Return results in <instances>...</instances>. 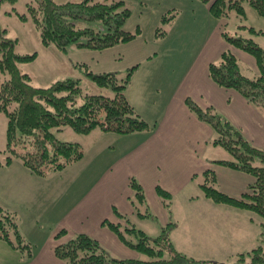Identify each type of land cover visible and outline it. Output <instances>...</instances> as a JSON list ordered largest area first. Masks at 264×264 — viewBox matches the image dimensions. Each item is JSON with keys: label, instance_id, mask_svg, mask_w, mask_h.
<instances>
[{"label": "trees", "instance_id": "16d2710c", "mask_svg": "<svg viewBox=\"0 0 264 264\" xmlns=\"http://www.w3.org/2000/svg\"><path fill=\"white\" fill-rule=\"evenodd\" d=\"M16 2L17 0H0V9L5 3L12 5V10L7 11L9 16L31 22L44 47L53 46L66 56L73 46L103 51L130 43L139 36V30L132 32L125 29L132 13L123 0H82L78 3L29 0L25 13L16 10ZM202 2L210 5V13L216 19L229 18L233 12L246 18L247 5L258 15L264 16V0ZM250 31L257 33L253 29ZM223 37L230 45L255 58L259 74L255 77L242 74L239 59L232 51L227 50L217 61L210 63L211 79L220 87L237 90L264 114V48L251 37L230 36L227 31L223 32ZM19 42V38L10 37L8 28L0 25V114L7 119L6 148L0 151V165L8 166L18 159L32 172L45 175L48 170L62 171L80 161L84 157V151L78 143L56 138L54 131L65 126L79 134H89L98 127L120 134L152 131L155 127L136 112L127 98V89L139 64L127 70L125 76H121L118 71L97 73L88 68L86 63L73 62L70 58L74 67L81 68L82 77L103 90L99 94L86 92L82 85L83 78L76 77L58 80L49 86H37L33 84V76L22 71L21 65L36 60L38 53H19ZM186 104L201 121L213 127L217 136L213 141L214 145L220 144L228 148L227 151L234 157L239 154L238 151L243 152V163L242 159H239V164L234 161L216 162L244 169L255 176L256 181L250 186L254 190L251 203L229 199L233 200L230 202H234V205L242 204L264 217V149L254 146L214 107L203 108L191 98L186 99ZM222 124L229 135L237 136V140H233L240 144V148L238 144L235 146L229 142V135H222L225 132ZM235 141L232 142L236 143ZM130 188L133 192L130 202L135 211L142 218H150L152 213L143 185L132 178ZM157 193L171 215L173 195L161 186L157 187ZM114 213L123 219L124 226L108 220L103 222V226L144 259L115 258L97 239L85 233L75 234L67 241L58 243L54 248L55 257L66 264H216L188 257L180 252L170 236L173 227L170 221L162 226L159 236L152 237L116 208ZM66 235L68 232L61 230L55 239L59 241ZM260 238L261 245L238 254L236 264H264L262 230ZM0 240L27 252V261L34 258L31 244H23L26 240L20 231L17 215L1 205Z\"/></svg>", "mask_w": 264, "mask_h": 264}, {"label": "crops", "instance_id": "0c3cea01", "mask_svg": "<svg viewBox=\"0 0 264 264\" xmlns=\"http://www.w3.org/2000/svg\"><path fill=\"white\" fill-rule=\"evenodd\" d=\"M226 21V18H214L210 13V5L206 4L204 9L206 38L198 49L196 59L190 62L185 75L179 76L175 81H171L169 77L161 82L164 90L168 85L169 95H159L162 93L161 89L150 90L146 86L135 93L132 89V79L126 92L127 98L143 119L149 123L155 122V127L152 131L132 134H120L101 128L94 129L89 133L90 136L95 134L93 143L86 150L77 142L84 151V157L76 163L81 166L83 162H86L88 165L84 168L80 167V170L77 166L70 168L72 171L66 173L68 180L80 171L81 173L69 187L65 186L67 179H61L58 173L50 175L46 172L45 175H36L31 170V172L27 170L20 160L21 163H16L15 160L18 159L8 166L0 165L2 193L0 204L15 213L18 220L28 224L32 234L39 227V222H46L50 226L48 234H45L44 244L41 249L34 252V258L30 264H66L55 257L54 248L58 242H65L78 233L94 237L107 249L113 247L119 252H126L129 248L112 231L104 227L103 222L108 220L124 226L123 219L114 213V208L131 221L136 216L141 218L130 202L133 195L130 188L132 178H136L143 185L151 207L156 209L166 223L171 221V217L158 196L157 187L161 186L170 192L173 198L192 195L190 190L192 186H195L197 177L207 172H210L216 181L219 180L222 183L223 194L226 197L238 200L236 197L241 196V200L238 201H245L243 195L246 189L255 183V177L220 163L215 164L217 162L214 156L208 153L210 148L212 151L215 149L213 144L216 137L215 131L208 123L201 121L186 104V99L191 98L203 108L214 107L218 112L225 113L226 118L235 127L242 129L247 137L260 136L264 131L262 112L237 90L218 86L209 75L210 63L217 61L227 50L237 56L241 67V61L244 60L246 66L256 71L254 76H246L255 77L259 74L255 58L230 45L224 39ZM99 63L103 65V68L98 70L100 72L95 71L97 73L121 70L123 66L120 64L124 62L118 52L106 57L100 55ZM177 66L181 67V64L175 62L174 67ZM88 68H90L89 65ZM80 69V67L76 68L78 75H82ZM139 69H136L135 73ZM259 120L262 122H258ZM6 128V122L0 114V135L4 133L6 135ZM132 137H138V142ZM248 140L251 141L250 138ZM0 148V151H3L6 148V142ZM107 158L109 159L106 160ZM68 168L58 172L60 174L63 171L67 172ZM91 177H94V181L88 185ZM24 178L28 180L22 181ZM71 186L76 188L73 194ZM63 188L67 190L60 200L58 209V205L55 208L53 201L55 193ZM25 191L34 195V201L27 195L21 194ZM206 199L210 211L214 208L216 212H219L224 207L227 212L230 211L228 216H232L234 210L238 211V214L234 215L236 220L219 222L216 237H213L212 220L207 223L206 234L210 242L202 239L199 243L210 255L208 259H217L211 256L212 248L219 253L232 252L235 256L231 259H236L238 254L254 249L250 248L257 241L258 235L259 241L261 230L259 232L260 228L252 218V211L242 204L224 205L209 197ZM232 199L230 200L233 201ZM65 206L70 207L65 212H61L55 220L50 210L55 209L54 212H60L64 210L60 208ZM29 211L30 213L24 214L25 217L21 215ZM61 230H66L68 235L56 241L55 237ZM176 230L177 226L172 231L174 240L172 241L178 247L179 238L176 236ZM228 242L230 244H227ZM129 250L133 254V250ZM42 255H46L43 261L40 259ZM52 257H55V260Z\"/></svg>", "mask_w": 264, "mask_h": 264}, {"label": "rangeland", "instance_id": "374dc122", "mask_svg": "<svg viewBox=\"0 0 264 264\" xmlns=\"http://www.w3.org/2000/svg\"><path fill=\"white\" fill-rule=\"evenodd\" d=\"M29 0H17L15 8L19 13H25L27 11V2ZM56 2H80L82 0H55ZM94 1H104V0H94ZM111 1V0H109ZM119 1V0H118ZM125 1V6L131 10V17L125 25V29L128 31L136 32L139 30V36L136 40L129 44H120L116 46L117 48L108 49L105 51L90 50V49H79L76 46L70 48V54L68 56L63 55L55 47H44L40 40V35L35 29L31 22H23L15 16H9L7 11H11L13 6L5 3L0 9V25L9 29L10 37L19 38V44L17 45V51L21 54L27 53H38V57L31 63L22 64L21 69L33 76V84L37 86H49L52 82L63 80L68 77H79L82 79V85L86 92L91 94H99L103 90L94 85L92 82L78 75V72L74 65L69 64V60L80 61L81 63H87L90 69L93 71L100 72L103 65L99 63V57L115 55L118 52L121 54L123 64L122 69H118V73L121 76H125L127 70L132 68L134 65L139 64L140 68L133 77L132 89L137 93L143 86L148 87L150 90L154 88L161 89L162 93L159 95H169L170 91L164 90L161 87V82L171 77V81L178 80L179 76L185 75L189 68L190 62L196 59L198 49L202 44L203 40L206 38V31L204 30V9L206 4H203L201 0H123ZM247 17L242 18L235 12L231 14L229 18H226V31L230 36H242L245 38H254V40L264 48V16H260L251 6H246ZM250 29H253L257 33L253 34ZM76 45V44H73ZM69 58V60H68ZM71 58V59H70ZM113 62V61H112ZM180 63L181 67H174V63ZM242 67L241 72L244 75L254 76L256 71L249 66H246L244 60L241 61ZM126 66V67H124ZM168 83V82H167ZM130 86V85H129ZM222 116L226 118L225 113H221ZM263 115V116H262ZM261 117L264 119V114ZM2 119L6 122L7 119L2 115ZM227 119V118H226ZM228 120V119H227ZM258 122H262L259 120ZM257 122V124H258ZM152 122H150L151 124ZM155 123V122H154ZM152 123V125L154 124ZM222 127L224 128L223 124ZM226 128V127H225ZM224 128V129H225ZM264 128V122H263ZM7 129V128H6ZM96 129H99L96 128ZM236 129L245 137L250 138L254 146L264 149V131L260 136L247 137L242 129L236 127ZM100 131V130H98ZM56 138L61 141L69 142H79L83 149L86 150L88 146L93 143V135L89 134H79L76 133L71 127L65 126L61 130L54 131ZM222 135H229L225 129ZM216 136V134H215ZM217 137V136H216ZM138 142V137H132ZM237 136L229 135V142L237 146L238 142ZM235 141L236 143L232 142ZM6 135L5 133L0 135V147L5 145ZM239 148H240V144ZM215 149L212 148L208 150L210 155L214 156L216 161H224L239 164L242 159L244 160L243 152L238 151L239 154L236 157L232 156L228 152V148H224L222 145H214ZM122 147V144H121ZM1 149V148H0ZM242 152V153H241ZM239 156V157H238ZM102 158V157H101ZM107 158L106 160H108ZM16 163H21L19 160ZM82 164V163H81ZM215 164H219L218 162ZM88 165V164H87ZM86 162L80 166L79 163H73L72 166L68 168L69 171L61 174L58 171L48 170L47 173L53 175L58 173L61 175V179H67L66 173L72 171L70 168L77 166L86 167ZM1 167V166H0ZM91 168V167H90ZM28 170V168L26 167ZM66 169V168H65ZM64 169V170H65ZM235 169V168H234ZM235 170L241 173H246L244 169L236 168ZM30 171V169H29ZM31 172V171H30ZM81 173H77L75 176L67 179L65 186H68L72 181ZM13 175V174H11ZM35 175V174H34ZM37 175V174H36ZM252 175V174H250ZM253 176V175H252ZM64 177V178H63ZM255 177V176H254ZM256 179V178H255ZM28 180V178L22 179V181ZM94 181V177H91L89 184ZM195 186H192L190 193L192 195H182L178 198H173L172 210L173 214L169 215L171 217L170 223L173 224L170 236L173 240V229L177 226L176 236L179 238V243L177 249L188 257H194L200 260H207L214 262L216 264H236L235 259H231L235 256L232 252H217L212 248L211 256L217 259L210 258L203 249V246L199 243L202 239H206L210 242L206 230L208 227V222L212 220L214 226V236L217 231V227L220 225L221 221H234L237 218L234 215L238 214V211L232 212V216H228L226 209L223 207L219 212L215 209L210 211L206 204V198H210L216 202H222L224 205L231 204L229 197H223V185L222 183L213 177L212 174H204L197 177L195 181ZM71 192L76 190L75 187L71 186ZM67 188H63L55 193V198L53 204L55 208L58 205L60 207V200ZM246 193L243 195L245 201L251 203L252 195L254 190L252 188L246 189ZM22 195H27L32 201H34V195L28 194L26 191L21 193ZM2 193L0 191V197ZM234 198V197H233ZM241 200L240 197H236ZM234 200V201H238ZM150 204V202H148ZM1 205V204H0ZM3 206V205H1ZM4 207V206H3ZM70 206L61 207L64 209L62 211L54 212L50 210L54 219L56 220L61 212H65ZM6 208V207H4ZM153 208V209H152ZM7 209V208H6ZM150 212L152 216L150 218L141 219L138 216L134 217L132 222L136 226L144 231H146L152 237H157L161 234L162 226H166V222L160 217L156 209L150 205ZM9 210V209H8ZM251 211V210H249ZM145 212V211H143ZM158 215H156V213ZM29 212H24V214ZM252 218L256 221L259 229L264 232V217L259 212H252ZM19 221L20 231L24 236L25 240L23 244H31L33 252L41 249L44 244L45 234L47 235L50 226L46 222H39L38 228L33 231L28 224ZM218 238V237H217ZM257 237V241L252 245V248H256L261 245V238ZM174 241V240H173ZM220 241V239H219ZM59 243V242H58ZM227 244H230L229 242ZM215 246V245H214ZM207 251V248H205ZM26 251V250H25ZM109 253L115 258H141L144 257L131 250L126 252H119L118 249L109 248ZM27 252H23L20 248H15L12 245L0 240V264H30L32 260L27 261ZM46 255H42L40 259L43 261ZM55 260V257H52ZM33 264V263H32Z\"/></svg>", "mask_w": 264, "mask_h": 264}]
</instances>
